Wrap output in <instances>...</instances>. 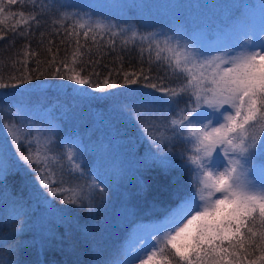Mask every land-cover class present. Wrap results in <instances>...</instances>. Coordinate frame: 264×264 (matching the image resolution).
Returning <instances> with one entry per match:
<instances>
[{
    "label": "snow or ice",
    "instance_id": "1",
    "mask_svg": "<svg viewBox=\"0 0 264 264\" xmlns=\"http://www.w3.org/2000/svg\"><path fill=\"white\" fill-rule=\"evenodd\" d=\"M25 2L7 0V5L20 3L23 7ZM31 6L34 10L27 14L23 10L17 13L20 20L9 29L0 28V40L5 38L6 31L25 36L30 34L33 24L39 27L42 13L35 10L38 7L37 0H31ZM5 7L3 0H0V26L7 19ZM64 7L60 5L61 9ZM243 7L235 6L231 26L241 38L248 39H242L238 51L204 59L200 58V52L187 44L181 46L179 40L175 45L171 43L172 38H166L161 43L150 39L152 34L143 36L131 28H119L117 31V25L100 19L93 20L88 13L56 9L58 16L53 23L64 29V37L69 40L70 47L74 41L71 56L66 55L58 61L59 49L52 53L49 48L51 60H37L36 67L29 70L27 59L30 53L28 45H25V59L12 62L13 67L20 64L23 70L17 68L16 73H10L7 80L0 76V90H16L6 91L0 96V101H6L10 96L28 95L35 90V81L47 79L48 76L70 82L54 86L58 90L71 87L73 93L87 101L110 99L113 90L136 85L141 79L147 81L144 87L162 94L160 97L153 93L142 94L143 98L134 109H129V114L134 111L137 122H142V131L156 149L151 152V159L161 166L167 165V158L158 155L161 149L177 140L193 145L186 166L199 174L196 182L198 186L188 195L177 196L165 208V226L152 234L156 243L150 251L139 249L130 264H136V261L139 264H264V39H260L264 27L257 30L252 18L241 13ZM39 8H43V5H39ZM128 31L131 37L121 41L122 49L134 42L137 36L141 42L149 40V64L152 63L154 46L155 60L166 65L172 75L183 77L184 83L178 88H168L151 82L152 77L144 69L123 72L122 67L119 70L110 69L101 79V72L97 71L104 55L101 49L115 52L116 40L113 38ZM81 33L85 41L91 39L97 49L95 55L99 58L93 59L92 48L87 43L81 44ZM104 34L109 36L106 43L101 42ZM144 51L141 46V56ZM161 53L168 55L161 56ZM35 55V52H31V56ZM119 59L123 60V57ZM42 64L46 65L43 71ZM113 72L122 74V84L112 79ZM97 93L100 95H95ZM185 95L188 101L181 108L180 99ZM225 105L228 106L226 115L225 111H220ZM208 109H212L210 116L201 119L202 113ZM155 110L171 114L170 118L169 115L155 117ZM221 119L223 122H220ZM0 126L7 129L19 151L21 133L18 126L13 122ZM51 143L47 139V144ZM28 146V154L21 153L19 158L29 167L37 165L35 170L40 185L53 197L69 191L62 187L63 180L61 186L53 187L48 176L40 174L43 170L39 166L48 160V156H42V152L52 149L45 145L32 151V141H29ZM78 148L79 145L69 146L59 159L66 157L71 171L84 176L82 164L77 160ZM85 152L86 149L80 153L81 158ZM254 161H258L255 170H261V175L256 176V179L251 178L253 168L250 165ZM2 174L3 168L0 167ZM102 183L97 172L91 182L86 181L70 189L73 195L64 197L62 203L83 205L87 201L91 206L92 194L97 189L103 191L100 187ZM256 252H259V256L253 258Z\"/></svg>",
    "mask_w": 264,
    "mask_h": 264
},
{
    "label": "trees",
    "instance_id": "2",
    "mask_svg": "<svg viewBox=\"0 0 264 264\" xmlns=\"http://www.w3.org/2000/svg\"><path fill=\"white\" fill-rule=\"evenodd\" d=\"M264 4V0H258ZM241 2L252 3L253 0H241ZM5 4L6 22L0 28L9 29L13 24L20 20L17 13L23 10L26 14L34 9L31 6V0H26L23 7L20 3L12 6ZM235 3L229 2L222 8L221 15H231V8ZM261 4V5H262ZM37 9L41 11L42 15L39 17L40 25L35 24L31 27L30 34L25 36L15 35L12 31H6L5 38L0 40V76L5 80L10 73H16V69L23 70L22 65L17 64L12 66L14 60H24L23 52L25 45H28L30 53L27 59L28 69L31 70L36 67V61L51 60L52 53H56L59 49L57 60L63 59L66 55L71 56L74 48V41L72 46H69V40H65L64 29L53 21L57 18L58 13L56 9L68 12H80L78 7L72 2L62 0V4L58 0H37ZM43 5V8H39ZM60 5H65L60 8ZM209 10L206 12V14ZM11 13V15H9ZM86 13V12H84ZM94 15V14H93ZM97 18V15H94ZM131 15H120L112 17H101L100 20L113 23L119 28H131L143 36H150V39L163 41L166 38L172 40L181 37V31L174 29L168 36L169 30H162L163 33L147 32L144 29V24L141 20H123L124 17ZM189 15L185 17V23L190 25ZM219 27H207L214 32H223L222 29L226 27L227 17L222 18ZM221 21V20H217ZM67 23H70L67 22ZM22 27V26H21ZM131 37V32H125L123 35L114 37L116 40V51L112 52L107 48H102L104 53L102 63L97 67V71L101 72V79L107 75L110 69L119 70L122 67L123 72H139L144 69L145 73L152 77L151 82L162 84L168 88H178L184 83L183 77L177 78L167 70L166 65L155 60V50L153 46L152 63L149 64V51L147 50L149 40L140 41L139 36L135 38L134 42H130L127 48L122 49L121 41L125 38ZM100 39V37H98ZM109 39L108 34L103 35L102 43H106ZM64 41L61 43V41ZM171 40V42H172ZM52 41V43H49ZM81 44L87 43L92 48L93 59L99 58L95 53L97 49L93 46V42L89 38L85 41L82 33L80 36ZM141 46L145 49L143 56L140 54ZM52 49V53L48 49ZM31 52H35V56H31ZM168 55V53H161V56ZM123 57L120 60L119 57ZM105 65L107 67H105ZM46 65H41L43 71ZM151 69V71H149ZM47 75V73H46ZM112 79L118 83H123V76L116 75L113 72ZM46 82L47 84H69L70 82L61 81L59 79L48 76L47 79L35 81L34 85ZM147 81L143 79L136 85L126 86L113 90L112 98L107 100H94L93 106L90 107V102L78 97L75 93L69 90H58L55 88H47L46 90H34L26 96H10L6 101H0V124H7L12 122V111L7 110L9 105L12 108L20 106L23 110L30 109L32 118L35 116L39 120L50 122L53 126L57 125L60 130L57 131V137H54L52 143L49 145L47 141L40 142L39 145L32 140L31 126L28 120H20L15 123L19 126L20 132L24 133L26 139L21 138V146L17 151V146L10 141L11 135L8 134L7 129L0 126V167L3 168V174L0 175V215L6 219L4 222L0 219V237L3 236L9 247V261L12 258L14 264H115L121 257H117L119 252L110 245L111 236L108 238L104 230L97 234L94 229V223L98 222V217L94 218V214L89 215L87 207L82 205H71L62 203L64 197H71L72 191L69 185V178L67 176L78 172L71 171L63 163V159L59 157L66 152L69 146L75 147L79 154H85L80 158L84 173L87 177L81 176L84 181L92 179V163L95 159L93 151H102L110 155L115 166L123 168V183H125L124 199L127 201L128 207L137 211L135 218L128 223L126 228H120L118 240L116 245H121L127 241V237L133 232V227L136 225H144L150 222L152 225L156 222H161L166 216L165 208L174 202L177 196L188 195L193 192L196 187L195 173L190 167L186 166L187 151L182 144H175L170 148L169 146L163 150L167 158V165L161 166L153 162L147 164L144 168L133 167L128 162H125L127 156L124 154L120 146L125 145L124 150L128 156L133 158L141 157V147L135 146L132 140L137 139L134 136H140L145 132L142 131V122H137L136 118L129 121L122 122L119 116H109L107 111L110 109L113 112L121 111L130 107V104H136L143 97L142 94L153 93L155 96L162 95L159 92H154L152 89L144 87ZM15 91L12 89L0 90L4 93L7 91ZM4 93H0L3 96ZM100 95V94H95ZM93 101V100H92ZM188 101L187 96H183L180 100L179 107L183 108L185 102ZM95 106V107H94ZM127 106V107H126ZM132 106V105H131ZM86 115L85 123H82V115ZM71 115H77V120L74 124L66 125V118ZM22 117V116H20ZM21 122L23 124H21ZM41 122V121H40ZM95 123H98L95 124ZM112 126V128L106 125ZM75 130L76 132H72ZM77 133V134H73ZM29 141H32V151H36L38 147L51 148L50 152H42L43 155L48 156L47 163L42 162L39 166L43 171L40 174L48 176L52 181L53 187L61 186V180L64 181L62 187L69 191L58 193L53 197L47 192L39 183L38 173L35 170L36 164L31 167L21 160L20 154H28ZM119 144V145H118ZM41 145V146H40ZM82 151H81V150ZM93 150V151H92ZM154 150V148H152ZM181 153V154H179ZM176 155L174 160L170 158L171 155ZM56 158V160H54ZM66 158V157H65ZM169 159L172 163L169 164ZM128 161V160H127ZM141 162L137 158V164ZM129 165V166H128ZM144 166L142 164H139ZM76 177V176H75ZM73 179V178H72ZM52 197V198H51ZM51 198V199H50ZM45 200H50V204H45ZM100 200V199H99ZM99 201H95L98 205ZM7 207V208H6ZM8 207H12L16 217L8 220L9 215L5 214ZM43 211H48L46 220L42 216ZM8 212V211H7ZM9 213V212H8ZM88 216L90 218H88ZM91 218L93 220H91ZM21 231L24 234L18 232ZM102 243H96L97 240ZM96 240V241H95ZM17 241L20 243L17 245ZM14 242L13 244H11ZM113 244V243H111ZM122 248L119 251L123 253ZM259 252L254 253L253 258L258 257ZM159 256L157 257V259ZM139 262V261H137ZM138 264V263H137Z\"/></svg>",
    "mask_w": 264,
    "mask_h": 264
},
{
    "label": "rangeland",
    "instance_id": "3",
    "mask_svg": "<svg viewBox=\"0 0 264 264\" xmlns=\"http://www.w3.org/2000/svg\"><path fill=\"white\" fill-rule=\"evenodd\" d=\"M62 4V0H58ZM68 3L72 2V4H79L78 8L80 11H85L88 13L93 20H97L101 17H112V16H122L130 14V17H124L123 20H136L139 22L141 20L144 24V29L147 32L153 33L157 32L160 33L162 30L166 31L169 30L168 36L171 34V31L174 32V29H179L181 31V37L179 39L172 40V44L175 45L177 40L181 46L187 44L190 48H194L198 52H200L201 59L209 58L212 56L222 55L224 53H232L234 51L239 50V44L242 42V39H248V37H243L233 30L231 23V15H221L222 8L229 2L235 3L231 8V13H233L235 6L243 5L244 7L241 8V13L246 14L249 18H252L254 27L259 30L260 28L264 27V4L259 2L258 0H253L252 3L249 2H241V0H66ZM3 2H7V0H3ZM262 4V5H261ZM83 6V7H82ZM209 12L206 14V12ZM97 15V18L94 15ZM189 15L190 25L185 23V17ZM239 16L240 13H237ZM227 17L230 20L227 21L226 27L223 32H214L210 28L207 27H219V24L222 22V18ZM221 20V21H217ZM162 33V32H161ZM163 34V33H162ZM255 40V37H252ZM260 39H264V34L261 35ZM75 87V86H72ZM35 88H55V86L51 84H47L46 82L38 83L34 85ZM67 90L71 91V87ZM72 92V91H71ZM162 96V95H160ZM158 96V97H160ZM187 96V95H185ZM181 100V99H180ZM90 107L93 106L94 100L89 101ZM132 105V106H131ZM136 104H130V107L125 109H120L121 111L113 112L112 109L107 111L109 116H119L122 122L129 121L130 119L135 118V112L133 111L132 114H129V109H134ZM95 107V106H94ZM9 108L12 110V116L14 115L16 118H20V120L28 119L30 123V128L32 130L29 131L32 137V140L36 143L37 140L40 142L45 143L47 139L51 141L54 137H57V134L60 130V127L57 125H52L50 122L39 120V118L31 117V110L27 109L26 111L23 110L24 108H20V106H15L12 108V105H9ZM228 109V106L225 105L224 109L220 111H225ZM212 109L205 110L202 115L201 119H204L210 116ZM227 112L225 111V115ZM38 115V114H37ZM163 115H170L166 112L161 110H155V117H162ZM218 115V113L216 114ZM22 116V117H20ZM85 118H88L85 114L82 115L81 120L82 123H85ZM151 119L150 117H146ZM215 119V116H214ZM77 120V115H71L66 118L65 122L66 125L74 124ZM41 121V122H40ZM158 122V121H157ZM220 122H223L221 119ZM207 123V121H205ZM21 124H23L21 122ZM98 125V123H95ZM99 126V125H98ZM107 127L112 128V126L106 125ZM199 127V124L196 125ZM20 131V130H19ZM72 132H76L75 130H71ZM21 133V138H24V133ZM77 134V133H73ZM137 139L132 140L135 146L141 147V154L143 156L133 158V156H128L127 152L124 150L126 147L120 143V146L127 156L125 162L130 163L132 166V170H134L135 166L137 168H144L147 164H152L153 161L151 159V152L156 151L155 145L150 144L147 135L141 134L139 137L136 135L134 136ZM35 138V139H34ZM47 138V139H45ZM12 142V139L10 138ZM175 144H182L183 147L186 149L187 153L186 156L190 154V149L193 147L192 144L187 142H182L180 140L174 141L172 144L168 145L170 148ZM119 145V144H118ZM41 146V145H40ZM154 148V150H152ZM68 149V148H67ZM151 149V151H150ZM163 148L158 152V155L162 157H166ZM81 150V149H80ZM67 151V150H66ZM82 151V150H81ZM93 151V150H92ZM96 155L94 162L92 163V178L97 175V172L100 173V178L103 180V183L100 189H97L92 194V203L89 206L87 201L84 202L82 205L83 207H87L88 211L90 212L89 215L94 214V218L98 217V222L94 223V229L96 230L97 234L100 233L102 230L106 232L107 235L111 236L110 245L112 248H116V240L117 234L121 229L126 228L130 220L135 218L137 211L131 207H128V198L126 196L127 201L124 199V190L127 188L125 187V183H123V168H117L114 164L113 158L103 153L102 151H93ZM181 154V153H179ZM43 156V154H42ZM175 154L171 155L170 158H175ZM80 154L77 150V160L80 162ZM137 158L141 159L139 164H137ZM56 160V158H54ZM128 160V161H127ZM169 164L172 163L171 159L168 160ZM47 163V161H46ZM63 163L68 169H71L70 162L63 158ZM157 163V162H155ZM258 164V161H254L250 167L253 168V173L251 175L252 179H256V176L259 177L261 175V170H255V165ZM129 166V165H128ZM195 173V172H194ZM76 176V177H75ZM85 177L88 174L85 173ZM69 178V185L71 189L76 187L77 185H83L86 181L81 178L80 173H75L73 175L67 176ZM196 181L199 178V174L195 173ZM73 178V179H72ZM53 181V178H52ZM91 182V179L88 180ZM99 183V181H97ZM197 185V183H196ZM198 186V185H197ZM73 195V193H72ZM220 194H217L219 196ZM52 198V197H51ZM50 198V199H51ZM100 199V200H99ZM95 201H99L98 205L94 204ZM50 200H45V204H50ZM7 208V207H6ZM9 213H8V212ZM5 214H8V220H12L16 217L14 210L12 207H8ZM0 213H4V211H0ZM48 211H43L42 216L44 220H46V215ZM88 218H90L88 216ZM0 219L4 222L6 219L0 215ZM91 220H93L91 218ZM166 223V216L163 217L161 222H156L152 225L151 228L150 222L144 225H135L133 227V232L127 237V241L122 244L124 250L121 257L128 258L127 263L121 262V264H129L131 258L136 255L137 251L141 248L151 250L152 245L156 243V241L152 238V234L155 230L163 228ZM20 228H18V232ZM138 231V232H136ZM153 232V233H152ZM12 242L11 244H13ZM20 241H17V245ZM113 243V244H111ZM10 250L7 245L6 239L1 236L0 237V264H14L12 261H9L8 257ZM139 264V263H138Z\"/></svg>",
    "mask_w": 264,
    "mask_h": 264
}]
</instances>
